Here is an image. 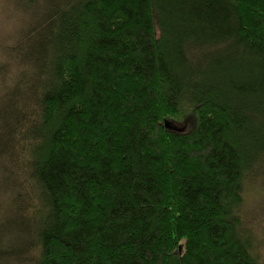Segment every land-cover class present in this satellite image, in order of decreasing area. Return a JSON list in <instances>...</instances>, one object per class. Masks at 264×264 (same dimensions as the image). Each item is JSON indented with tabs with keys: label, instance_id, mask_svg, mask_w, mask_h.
Here are the masks:
<instances>
[{
	"label": "trees",
	"instance_id": "1",
	"mask_svg": "<svg viewBox=\"0 0 264 264\" xmlns=\"http://www.w3.org/2000/svg\"><path fill=\"white\" fill-rule=\"evenodd\" d=\"M9 1L0 264H264V0Z\"/></svg>",
	"mask_w": 264,
	"mask_h": 264
},
{
	"label": "rangeland",
	"instance_id": "2",
	"mask_svg": "<svg viewBox=\"0 0 264 264\" xmlns=\"http://www.w3.org/2000/svg\"><path fill=\"white\" fill-rule=\"evenodd\" d=\"M9 0H0V39L5 38L15 29V23L11 21Z\"/></svg>",
	"mask_w": 264,
	"mask_h": 264
},
{
	"label": "water",
	"instance_id": "3",
	"mask_svg": "<svg viewBox=\"0 0 264 264\" xmlns=\"http://www.w3.org/2000/svg\"><path fill=\"white\" fill-rule=\"evenodd\" d=\"M166 126H167L168 128H171V129H179V128H177L176 126H172V125L169 124L168 122H166Z\"/></svg>",
	"mask_w": 264,
	"mask_h": 264
}]
</instances>
